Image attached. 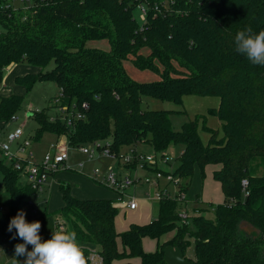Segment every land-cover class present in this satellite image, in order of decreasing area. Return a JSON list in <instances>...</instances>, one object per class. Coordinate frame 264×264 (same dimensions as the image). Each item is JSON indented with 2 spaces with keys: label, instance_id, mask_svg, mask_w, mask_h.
I'll use <instances>...</instances> for the list:
<instances>
[{
  "label": "trees",
  "instance_id": "trees-1",
  "mask_svg": "<svg viewBox=\"0 0 264 264\" xmlns=\"http://www.w3.org/2000/svg\"><path fill=\"white\" fill-rule=\"evenodd\" d=\"M5 1L0 0V84L7 68L25 62L41 71L17 77L16 84L28 91L35 82H53L62 90L54 106L82 116L67 124L45 111L32 113L37 125L33 142L50 133L76 149L109 139L114 154L140 143L164 154L179 144L175 175L183 186L189 185L196 166L202 178L211 166L223 195V203L213 208L214 220L193 217L192 230L180 223V202L162 199L153 221L116 233L117 209L111 201L79 200L68 185L59 184L61 207L48 213L42 201L36 221L64 220L77 233L86 264L87 246L99 247L101 264H165L163 249L171 246L183 254L187 238L194 242V259L183 257L192 264H264V66L251 64L234 44L239 30H264V0H15L22 6ZM138 6L146 10L140 26L133 18ZM102 40L108 51L86 47ZM126 60L160 79L133 81L122 66ZM49 62L53 68L43 73ZM187 95L218 98L215 114L222 138L208 131L203 145L196 120L173 131L170 117L181 112L148 110L141 104L148 97L181 105ZM22 101L19 95L0 97L1 129ZM0 174L9 199L8 208H0V246L23 243L18 236L11 238L15 229L9 232L8 225L23 207L32 211L26 204L35 192L1 156ZM244 222L259 235L243 233ZM173 230L172 239L158 243L154 252L143 250V239L158 241Z\"/></svg>",
  "mask_w": 264,
  "mask_h": 264
},
{
  "label": "rangeland",
  "instance_id": "rangeland-1",
  "mask_svg": "<svg viewBox=\"0 0 264 264\" xmlns=\"http://www.w3.org/2000/svg\"><path fill=\"white\" fill-rule=\"evenodd\" d=\"M15 6H22L20 2L14 4ZM133 18L136 23L140 26L143 23V15L135 9L133 12ZM87 48L99 49L102 51L109 50V44L106 40L102 41H91L86 43ZM142 54H146L147 51H142ZM53 62H49L47 66L42 70L43 73L49 72L53 68ZM125 73L136 82H152L158 81L160 79L159 75L146 71L136 69L130 60H126L122 63ZM41 70L35 67L27 65L25 62L12 65L9 69H6L3 73V79L0 84V97H9L11 95H19L23 97V101L19 110L15 113V121L10 122L2 128L0 132V141H5L6 133L12 131L15 128H20L22 131V139H26L30 142V148L35 153L37 157H40L46 150L50 143L55 142L56 140L64 139V137L56 138L50 133H44L42 137L37 141L33 142L30 137H33L37 125L30 118V115L34 112L45 111L49 118H55L62 116L60 110L54 106L55 98L59 96V89L53 82H35L31 89L26 91L25 88L21 85L15 83L17 77H22L27 74H37ZM141 104L143 109L148 110H158V111H172V112H181L178 114H172L170 117L171 127L173 131H179L181 126L188 121L197 122L198 135L201 143L206 145L209 140V132L213 131L216 134V138L220 139L223 137L222 132V123L219 121L218 117L215 114V111L218 107L219 100L216 97L209 96H197V95H187L182 98L181 105H175L173 103L162 102L154 100L148 97L141 98ZM109 142L110 140H105ZM104 141V142H105ZM103 142V143H104ZM86 147L92 148L91 145ZM11 149H14L12 145ZM132 149H135L137 153L143 155H153L155 154L152 148L146 144H136V146H126L122 147L119 150V155H128ZM182 147L178 144L172 146L165 154L170 158L168 162V169L172 174H175L178 168V156L180 155ZM68 162L67 167L76 170V165L84 164L82 174L85 177H90V172L94 168H99L105 170L110 167L113 168L115 172H120L121 170L117 168L116 162L113 160H100L93 161L86 164V159L83 155L77 153L75 150L68 148ZM214 167L207 166L204 169V177L200 176L199 168L196 166L193 170L191 180L189 185L185 186L187 189L185 192L180 193L184 195L183 202L180 203L179 211L186 212L187 224H189L190 230H192L191 219L196 216H201L205 220L212 221L214 220L213 208L223 203V195L221 189L213 180L212 172ZM67 175H75L72 173H64ZM62 174H59L56 178L59 181V184H66L61 177ZM77 176V174H76ZM82 178V177H81ZM84 179V178H83ZM86 180V179H85ZM21 183H24V179L20 177ZM176 181V178H175ZM183 181V180H182ZM91 182V181H90ZM180 186H175L173 184L166 185V189L169 192L171 198H174L178 191L183 190V182L180 181ZM94 185V183L91 182ZM70 189L76 186H79L78 183L71 184L67 183ZM160 186L163 188L164 183L161 182ZM98 187V185H96ZM182 187V188H181ZM184 187V188H185ZM101 189V187H98ZM106 190V189H105ZM147 193H156V190L150 189L147 186H135L130 187L124 190L119 196V200L112 202L113 206L117 209V214L114 220V230L116 233H122L128 229L131 224L137 225L140 223H149L153 221L158 214V201L152 200L149 201L146 198ZM116 194V193H115ZM129 196H133L138 203V208L135 211H129L125 209V203L128 200ZM197 199L196 202L194 200ZM27 200H31L33 203L32 211L29 212L27 208L23 207V210L26 212L27 218L34 222L39 220L42 210L38 207L39 203L42 201L48 202V213H52L60 208L61 198L58 194V188L53 184L50 185L49 190L44 193H38ZM9 199L5 193L2 186V177L0 174V208L6 210L8 208ZM59 206V207H58ZM197 209L198 211H195ZM34 211V213H33ZM61 220V219H60ZM62 222L66 223L64 220ZM143 225V224H141ZM55 220L52 217L45 218L42 224V234L44 239H50L52 236V231L55 230ZM67 229V224L65 225ZM175 231H170L169 233L160 237L158 241L143 239L142 247L145 252H154L157 244L164 243L169 241L174 236ZM187 245L183 251L184 257L187 259H194V242L192 238H187ZM21 242H5L0 246V264H11V259L13 258L15 245ZM31 250V246H28ZM88 251L97 253L99 247H89ZM18 260L23 264L25 257H17ZM133 261H136L135 259ZM116 264V263H115Z\"/></svg>",
  "mask_w": 264,
  "mask_h": 264
},
{
  "label": "built area",
  "instance_id": "built-area-1",
  "mask_svg": "<svg viewBox=\"0 0 264 264\" xmlns=\"http://www.w3.org/2000/svg\"><path fill=\"white\" fill-rule=\"evenodd\" d=\"M5 2L11 5L16 3L15 0H6ZM137 9L144 17L146 13L145 8L143 6H138ZM154 11L159 12L158 6H154ZM61 97L62 90L59 89V96L55 104ZM82 108H86V106L82 104ZM58 109L62 113L60 118L65 120L67 124L71 121L80 120L82 117L79 112H75L74 114L70 113L67 107ZM15 120V116H13L9 123ZM1 130L0 128V132ZM22 136L23 134L20 128H15L6 133L5 141H0V156L4 158L6 162L12 164L13 169L24 179V183L28 184L35 192L34 195L44 193L49 180L53 179L56 173L59 171L72 170L67 167L69 147L66 145L64 139L59 141L56 140L48 145L47 150L40 157H37L30 148V142L26 139H22ZM104 141H95L73 149L85 157L86 164L103 159L113 160L116 162L117 168L121 170L120 172H115L114 169L110 167L105 170L94 168L90 172V177H86L92 183L116 193L117 195H121L124 190L130 187L134 188L135 186L143 185L156 190L154 194H146V198L149 201H160L162 199H172L180 203L185 201L184 195H181L179 191L174 198H171L166 189V185L168 184H173L176 187L180 186L181 179L175 174H172L167 168L170 158L165 153L143 155L137 153L135 149H132L128 155L122 156L111 153L109 142ZM12 145L14 149H11ZM87 145H91L92 148L86 147ZM83 168L84 164L76 165V170L81 175H83ZM161 182L164 183L163 188L160 186ZM26 205L28 207H33L30 201L27 202ZM137 206L138 203L134 197L129 196L124 207L129 211H133ZM178 217L181 224H187L185 211H179ZM65 225L66 224L62 222V220H57L55 221V230H58L60 227L66 228ZM86 259L88 264H101L102 261L97 253L90 251H88Z\"/></svg>",
  "mask_w": 264,
  "mask_h": 264
},
{
  "label": "clouds",
  "instance_id": "clouds-1",
  "mask_svg": "<svg viewBox=\"0 0 264 264\" xmlns=\"http://www.w3.org/2000/svg\"><path fill=\"white\" fill-rule=\"evenodd\" d=\"M234 44L235 51L245 56L251 64L264 66V30L253 32L251 27L239 30L235 34ZM25 217L26 212L19 210L8 225L9 232L15 229L11 238L18 236L23 241L15 245L11 264H21L17 257H25L23 264H86L74 230L60 227L52 231L50 239L42 240L41 223L27 222Z\"/></svg>",
  "mask_w": 264,
  "mask_h": 264
},
{
  "label": "crops",
  "instance_id": "crops-1",
  "mask_svg": "<svg viewBox=\"0 0 264 264\" xmlns=\"http://www.w3.org/2000/svg\"><path fill=\"white\" fill-rule=\"evenodd\" d=\"M9 68H7V69H9ZM64 173H72L75 175H67ZM59 174H62L61 175V177L63 178L62 182H65L66 184L67 183H71V184L78 183L79 184V186L73 187V189L72 188L70 189V187H69L71 196L76 198V199H79V200H108L111 202H115V201L119 200V196H117V194H115V193H113L107 189L105 190V188L100 189V188H98L99 186L96 187L95 184H94L95 186H93V184H91L90 180H88L85 176L79 174L77 171H73V170H71V171L70 170L69 171H59L58 173H56L54 175L53 179L49 180V183H48L47 188H46L47 191L49 190L50 185H53V184L58 188V185L60 182L57 181L56 178ZM76 174H77V176H76ZM46 190H45V192H46ZM58 194H59V192H58ZM59 196H60V194H59ZM46 202H47V200H46ZM61 205H62V202L60 203V207H61ZM137 208H138V206H137ZM135 210H133V211H135ZM47 212H48V202H47ZM42 224H43V222L41 223V228H42ZM141 224L144 225V224H147V222L146 223H140V224L137 223V225H141ZM40 236H41L42 240H45L44 236L42 234V229L40 230ZM80 246H81V248H84L82 245H80ZM89 247H93V246H87V248H89ZM143 250H144V248H143ZM134 262H136V261H134Z\"/></svg>",
  "mask_w": 264,
  "mask_h": 264
},
{
  "label": "water",
  "instance_id": "water-1",
  "mask_svg": "<svg viewBox=\"0 0 264 264\" xmlns=\"http://www.w3.org/2000/svg\"><path fill=\"white\" fill-rule=\"evenodd\" d=\"M240 230L247 235H259V231L248 223H241ZM163 261L165 264H192L183 257L180 249L166 246L163 249Z\"/></svg>",
  "mask_w": 264,
  "mask_h": 264
}]
</instances>
